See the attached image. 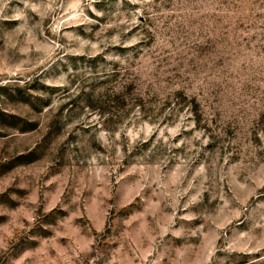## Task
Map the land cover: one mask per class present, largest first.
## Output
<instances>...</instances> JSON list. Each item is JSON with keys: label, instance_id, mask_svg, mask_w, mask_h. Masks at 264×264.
Masks as SVG:
<instances>
[{"label": "rangeland", "instance_id": "rangeland-1", "mask_svg": "<svg viewBox=\"0 0 264 264\" xmlns=\"http://www.w3.org/2000/svg\"><path fill=\"white\" fill-rule=\"evenodd\" d=\"M0 264H264V0H0Z\"/></svg>", "mask_w": 264, "mask_h": 264}]
</instances>
